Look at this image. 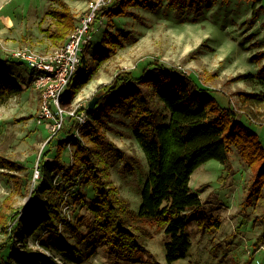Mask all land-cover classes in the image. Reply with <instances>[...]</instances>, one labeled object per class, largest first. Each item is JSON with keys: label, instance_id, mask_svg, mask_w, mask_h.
<instances>
[{"label": "rangeland", "instance_id": "1", "mask_svg": "<svg viewBox=\"0 0 264 264\" xmlns=\"http://www.w3.org/2000/svg\"><path fill=\"white\" fill-rule=\"evenodd\" d=\"M59 1L0 0V58L8 60V72L22 87L19 94L0 100V222L1 211L13 214L26 208L39 177L38 161L49 148L48 138L52 136L53 140L45 160H52L57 142L69 135L68 115L60 131H52L50 123H36L40 97L30 80L34 76L32 65L9 54L17 46H29L40 52L55 46L41 29L52 22L49 16L44 17L45 11L58 6ZM64 1L80 17L92 0ZM166 3L167 0H159L155 10L133 7V14L124 17L108 18L104 12L100 14L89 44L99 45L105 29L120 28L128 32L129 39L101 65L94 66L92 78L63 103V108L86 115L88 101L98 96V103L102 98L101 86L113 83L118 71L158 60L180 74H190L220 105L233 107L239 120L257 133L264 148V104L241 94L264 95V72L259 71L264 64V0H192V6L180 10ZM240 74L247 76L238 79ZM156 103L163 113L159 121L164 122L166 110L158 100ZM109 114L111 117L106 120L111 128H104L105 133L122 151L126 162L110 161L108 179L136 212L147 173L145 157L132 135L129 118L117 111ZM71 152L72 146L67 145L62 150V160L68 162ZM229 164L230 168H226L218 160L209 159L191 173L189 186L201 198L207 221L218 219L220 226L202 229L189 220L187 233L191 247L184 257L170 264H264V237L259 244L256 242L262 227L253 220L262 195H257L259 191L250 199L246 197L243 185L250 181L253 172L239 158L234 146L229 152ZM56 181L64 201L59 208L70 224L78 228L75 232L73 226L62 222L59 235L74 245L79 255L69 259L53 250L46 253L59 264H114L105 247L87 237L93 215L82 198L94 196L91 187L66 179ZM143 226L145 233L139 232L143 249L132 264H168L164 249L168 236L157 231L153 224L143 223ZM4 232L0 227V242L4 240ZM41 241L50 242L44 228L27 238L33 249Z\"/></svg>", "mask_w": 264, "mask_h": 264}, {"label": "trees", "instance_id": "2", "mask_svg": "<svg viewBox=\"0 0 264 264\" xmlns=\"http://www.w3.org/2000/svg\"><path fill=\"white\" fill-rule=\"evenodd\" d=\"M190 1L167 0L166 6L180 10L192 6ZM158 5L159 0H110L96 10L93 25L103 12L108 18L124 17L133 14V7L155 10ZM48 16L52 22L41 30L57 46L66 39L78 17L64 0H60L58 6H50L44 13V17ZM128 39V32L120 28L105 29L99 45H84L78 69L68 83L63 102L72 99L92 78L94 66L101 65ZM7 61L0 58V100L22 91L20 83L8 72ZM259 71L264 72V64ZM246 76L240 74L238 79ZM101 89V100L87 110L82 125L68 116L71 119L68 138L57 142L52 160H45L53 140L52 136L48 138L49 148L38 161L39 177L26 208L13 214L1 211L0 227L6 233L0 242V264H59L46 250H53L64 258L78 257V249L59 235L60 223L73 225L59 208L64 201L56 181L58 178L91 187L94 196L82 198L93 215V224L87 226V237L92 243L98 242L105 247L112 263L132 264L135 261L136 254L143 249L139 241V232L145 233L143 223L153 224L157 231L168 236L164 243L168 264L184 257L191 247L187 233L189 220L202 229L220 226L218 219L207 221L201 198L189 186L191 173L209 159L230 168L231 146L253 172L250 181L243 185L246 197L250 199L259 191L257 195H262L253 219L262 227L256 240L260 243L264 237V148L257 133L239 120L233 107L220 105L190 74H180L158 60L118 71L113 83L101 86ZM241 94L264 104L263 94ZM157 100L167 113L164 122L159 121L163 113ZM112 111L129 118L132 135L142 149L147 165L136 212L108 179L110 161L126 162L122 151L105 133L104 128H111L106 118L111 117ZM63 123L57 131L64 128ZM67 145L72 146V152L70 160L65 162L61 153ZM9 223H12L10 228ZM73 227L77 232L78 228ZM39 228L47 230L50 242L41 241L40 246L33 249L27 238Z\"/></svg>", "mask_w": 264, "mask_h": 264}, {"label": "built area", "instance_id": "3", "mask_svg": "<svg viewBox=\"0 0 264 264\" xmlns=\"http://www.w3.org/2000/svg\"><path fill=\"white\" fill-rule=\"evenodd\" d=\"M106 1H90L87 12L78 17L66 39L52 49L40 52L29 46H17L10 50L11 57L32 65L34 76L30 80L40 97L37 124L50 123L52 131H57L66 115L74 117L79 125L85 122L86 115L83 112L75 114L74 109L63 108L62 97L78 69L84 45L90 43L92 38L95 12Z\"/></svg>", "mask_w": 264, "mask_h": 264}, {"label": "water", "instance_id": "4", "mask_svg": "<svg viewBox=\"0 0 264 264\" xmlns=\"http://www.w3.org/2000/svg\"><path fill=\"white\" fill-rule=\"evenodd\" d=\"M99 97L98 96H94L91 100L88 101V104H87V110H91L94 105L97 103Z\"/></svg>", "mask_w": 264, "mask_h": 264}]
</instances>
